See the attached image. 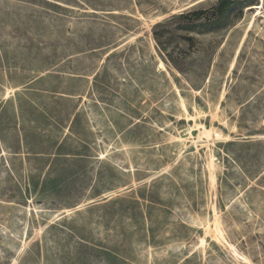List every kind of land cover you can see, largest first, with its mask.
Segmentation results:
<instances>
[{"label":"rangeland","instance_id":"1","mask_svg":"<svg viewBox=\"0 0 264 264\" xmlns=\"http://www.w3.org/2000/svg\"><path fill=\"white\" fill-rule=\"evenodd\" d=\"M232 1L0 0V264H264V0Z\"/></svg>","mask_w":264,"mask_h":264},{"label":"trees","instance_id":"2","mask_svg":"<svg viewBox=\"0 0 264 264\" xmlns=\"http://www.w3.org/2000/svg\"><path fill=\"white\" fill-rule=\"evenodd\" d=\"M235 4L232 0H219L215 9L217 16L222 17L227 10H229ZM204 12H193L185 15H180V19L185 20L188 24L198 22L204 18Z\"/></svg>","mask_w":264,"mask_h":264},{"label":"bare ground","instance_id":"3","mask_svg":"<svg viewBox=\"0 0 264 264\" xmlns=\"http://www.w3.org/2000/svg\"><path fill=\"white\" fill-rule=\"evenodd\" d=\"M159 68H163V65H162V64H160V65H159Z\"/></svg>","mask_w":264,"mask_h":264}]
</instances>
